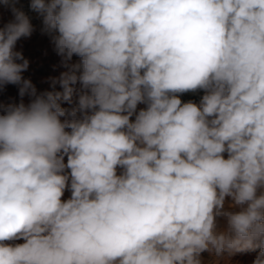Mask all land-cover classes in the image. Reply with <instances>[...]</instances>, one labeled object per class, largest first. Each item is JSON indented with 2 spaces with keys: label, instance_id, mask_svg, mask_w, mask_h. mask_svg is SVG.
<instances>
[{
  "label": "clouds",
  "instance_id": "clouds-1",
  "mask_svg": "<svg viewBox=\"0 0 264 264\" xmlns=\"http://www.w3.org/2000/svg\"><path fill=\"white\" fill-rule=\"evenodd\" d=\"M0 6V264H264V0H30L67 69L39 94Z\"/></svg>",
  "mask_w": 264,
  "mask_h": 264
},
{
  "label": "rangeland",
  "instance_id": "rangeland-1",
  "mask_svg": "<svg viewBox=\"0 0 264 264\" xmlns=\"http://www.w3.org/2000/svg\"><path fill=\"white\" fill-rule=\"evenodd\" d=\"M30 0H20L22 10L30 17L34 26V32L29 38H21L17 42V50L22 51L23 56L29 61V68L22 75L26 79H30L37 89V93L53 90L51 88L50 77H59V75L66 71L62 62V57L58 56L54 50V45L51 42L50 36L42 34L40 29L42 27V17L37 13L31 11L29 7ZM12 19L11 12L3 6H0V27ZM79 57L73 56L69 63H76ZM56 90H61L59 85ZM203 92L185 93L180 96L182 102L192 100L199 103ZM21 98L18 95V87L15 85H8L3 91H0V108L9 104H18ZM30 97L25 96L23 102L29 103ZM62 106L68 107L67 104ZM139 107H144L140 105ZM70 197V192L65 191L63 199ZM23 241H16L15 243H22ZM259 249L245 253H237L228 256L227 253L220 257L203 253L204 264H252Z\"/></svg>",
  "mask_w": 264,
  "mask_h": 264
}]
</instances>
